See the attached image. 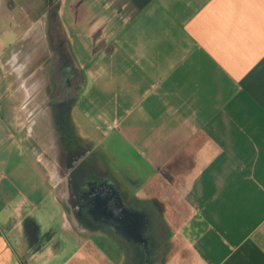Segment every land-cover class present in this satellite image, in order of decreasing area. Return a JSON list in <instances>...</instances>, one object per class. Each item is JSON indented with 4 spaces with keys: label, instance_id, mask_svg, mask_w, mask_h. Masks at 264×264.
<instances>
[{
    "label": "crops",
    "instance_id": "crops-1",
    "mask_svg": "<svg viewBox=\"0 0 264 264\" xmlns=\"http://www.w3.org/2000/svg\"><path fill=\"white\" fill-rule=\"evenodd\" d=\"M129 183L191 264H264V0H0V264Z\"/></svg>",
    "mask_w": 264,
    "mask_h": 264
},
{
    "label": "rangeland",
    "instance_id": "rangeland-1",
    "mask_svg": "<svg viewBox=\"0 0 264 264\" xmlns=\"http://www.w3.org/2000/svg\"><path fill=\"white\" fill-rule=\"evenodd\" d=\"M128 190L124 211L91 212L95 197H83L80 248L70 246L52 264H189L184 229L170 226L168 213L139 212V189L130 184ZM184 215L176 213L180 226ZM55 230L61 233L60 227Z\"/></svg>",
    "mask_w": 264,
    "mask_h": 264
}]
</instances>
